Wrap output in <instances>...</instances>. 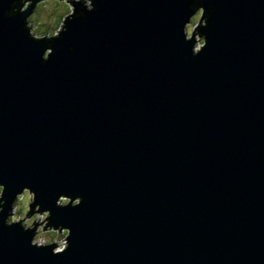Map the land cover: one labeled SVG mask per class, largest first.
<instances>
[{"label":"water","instance_id":"water-1","mask_svg":"<svg viewBox=\"0 0 264 264\" xmlns=\"http://www.w3.org/2000/svg\"><path fill=\"white\" fill-rule=\"evenodd\" d=\"M97 2L43 65L0 18V181L71 229L52 256L0 226V264H264V0H205L195 59L188 0Z\"/></svg>","mask_w":264,"mask_h":264},{"label":"clouds","instance_id":"clouds-1","mask_svg":"<svg viewBox=\"0 0 264 264\" xmlns=\"http://www.w3.org/2000/svg\"><path fill=\"white\" fill-rule=\"evenodd\" d=\"M98 8L97 0H10L6 9H0V18L22 17L19 26L25 38L34 43L43 41L40 51L43 65L49 61L55 41L64 39L68 24L77 18L86 19V13ZM186 10V18L179 25L178 39L188 45V55L184 59L189 56L195 59L207 46V33L202 29L207 28L214 7L210 3L206 6L205 0H188ZM73 50L72 46L68 47L69 52ZM49 200V196H41L40 190L29 184H22L18 190L9 192L6 184L0 181V226L15 225L21 233H30L29 247L37 250L46 247L50 255L58 256L71 244V229L65 224L52 222L51 209L42 207V203ZM82 201L80 193L60 192L53 207L75 208Z\"/></svg>","mask_w":264,"mask_h":264}]
</instances>
